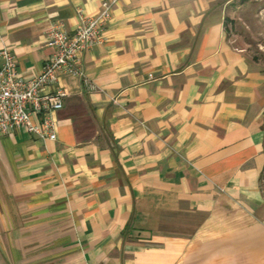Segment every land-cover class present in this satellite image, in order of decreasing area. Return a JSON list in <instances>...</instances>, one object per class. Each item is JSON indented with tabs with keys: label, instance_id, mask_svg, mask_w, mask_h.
<instances>
[{
	"label": "crops",
	"instance_id": "crops-1",
	"mask_svg": "<svg viewBox=\"0 0 264 264\" xmlns=\"http://www.w3.org/2000/svg\"><path fill=\"white\" fill-rule=\"evenodd\" d=\"M103 1L0 0V52L32 78L50 24ZM233 2L112 6L88 80L45 89L68 91L57 138L0 133V264H264V63Z\"/></svg>",
	"mask_w": 264,
	"mask_h": 264
},
{
	"label": "built area",
	"instance_id": "built-area-1",
	"mask_svg": "<svg viewBox=\"0 0 264 264\" xmlns=\"http://www.w3.org/2000/svg\"><path fill=\"white\" fill-rule=\"evenodd\" d=\"M118 0H104L95 14L78 13V24L73 32L62 22L50 24L46 31L47 45L54 52L43 65L42 71L27 78L18 71V61L8 47L0 57V133L25 129L41 138H57L55 113L65 105L68 91L59 86L46 91L68 75L88 80L82 54L103 37L104 23L110 16L112 6Z\"/></svg>",
	"mask_w": 264,
	"mask_h": 264
},
{
	"label": "rangeland",
	"instance_id": "rangeland-1",
	"mask_svg": "<svg viewBox=\"0 0 264 264\" xmlns=\"http://www.w3.org/2000/svg\"><path fill=\"white\" fill-rule=\"evenodd\" d=\"M230 6L227 15L230 37L236 44L246 45L264 63V0H234Z\"/></svg>",
	"mask_w": 264,
	"mask_h": 264
}]
</instances>
